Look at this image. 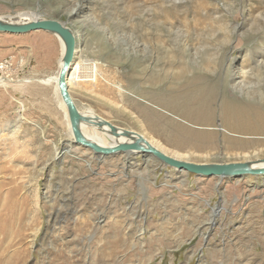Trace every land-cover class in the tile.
Returning <instances> with one entry per match:
<instances>
[{
	"label": "rangeland",
	"instance_id": "374dc122",
	"mask_svg": "<svg viewBox=\"0 0 264 264\" xmlns=\"http://www.w3.org/2000/svg\"><path fill=\"white\" fill-rule=\"evenodd\" d=\"M22 11L81 36L80 112L196 164L264 159V0H0ZM60 55L50 33L0 34V264H264V178L68 149L53 88L23 82Z\"/></svg>",
	"mask_w": 264,
	"mask_h": 264
},
{
	"label": "water",
	"instance_id": "95a60500",
	"mask_svg": "<svg viewBox=\"0 0 264 264\" xmlns=\"http://www.w3.org/2000/svg\"><path fill=\"white\" fill-rule=\"evenodd\" d=\"M39 31L50 33L60 38L65 47L59 73L58 89L61 99L68 111L73 141L76 147L87 149L101 156L136 152L139 156H142L143 159L151 157L166 168H171L178 172H186L198 177L232 179L244 176H264V168H256L252 163H216L205 165L174 159L150 146L141 135L134 134L124 129L119 130L116 126L107 121L83 115L77 107L68 85V75L75 59L77 47L76 33L73 29L67 23L41 16L25 22H9L0 16V34L26 35ZM82 124H91L99 128L108 126L111 129L110 133L112 136L115 138L122 136L129 142L121 143L113 148L101 147L97 143L89 141L83 135ZM259 163H264V159L258 161V164Z\"/></svg>",
	"mask_w": 264,
	"mask_h": 264
},
{
	"label": "bare ground",
	"instance_id": "6f19581e",
	"mask_svg": "<svg viewBox=\"0 0 264 264\" xmlns=\"http://www.w3.org/2000/svg\"><path fill=\"white\" fill-rule=\"evenodd\" d=\"M1 17L3 19H5V20L9 21V22H25V21H28V20H33L36 17H40V16H36V13L33 12V11H22V12H19V13H16V14L3 15V16L1 15ZM75 36H76V40H77V47H76V51H75V59H74L72 65H71V68H70V71H69V75H68V85H69L70 93H71V87L73 86L72 79L75 76H78L79 80L83 79L80 76V74H79V64L77 63V59H78L79 53H80L79 49H80V44H81V36L79 35V33H76ZM58 39H59L60 44H61V55H60V58H59V61H58V71L54 75H51V76H48V77H45V78L30 79V80H25L23 82L24 83L37 82L38 84L53 88L56 96L59 99V106H60V108H61V110H62V112L64 114V118H65V121H66V126H67V130H68V141H67V145L66 146H67L68 149H72L73 147H75V144H74V141H73L74 139H73V134H72V130H71V124H70V120H69V115H68V111H67L66 105L62 101L60 93H59V89H58L59 73H60V69H61V66H62V58H63L64 52H65L64 44L62 43L60 38H58ZM91 67H92V65H91ZM93 69H90V70H93ZM99 75H100V70H99V68L96 67L95 70H93V72L90 74V79L89 80L90 81L92 80L91 81L92 84H93V82H97L98 81V79H99L98 77H100ZM2 79H3V77L0 78V82H1ZM238 79H240V80L238 81ZM242 80L244 82V79H242ZM233 82H235L237 84V86H241L243 92L245 91V85L246 84L244 83V84L241 85L240 75L235 74V76L233 78ZM81 113L83 115H85V116L98 118V119L107 121L105 118H101L99 115L95 114L92 110H89V109L86 110L85 112H81ZM239 122H241V121H239ZM239 122H238V124H239ZM247 122H249V120ZM252 122H253L252 125H254V121H252ZM187 124L190 125L189 123H187ZM258 126H260V124ZM119 130H122V129H119ZM110 131H111V129L108 126H104L103 128H99V127H97L95 125H91V124H82L83 135L89 141L95 142L98 145H100L101 147L113 148V147L118 146L121 143L129 142L127 139L123 138L122 136H119V138H115L114 136L111 135ZM128 131H131V130H128ZM131 132L134 133V134H138V133L133 132V131H131ZM222 132L224 133V129H222ZM138 135H141V134H138ZM141 136L147 141V143L150 146L158 149L159 151L163 152L164 154H166V155H168V156H170V157H172L174 159L180 160V161L189 162L186 159L189 158L190 154L179 152V151H173V150L169 151V150L165 149L162 145L158 144L157 142H154L151 139H148V137H145L144 135H141ZM94 155H96V154H94ZM122 155H124V154H122ZM126 155H127L126 158L130 159V162H129L130 165H136V166L139 165L140 161L137 160L138 154L136 152H131V153H128ZM96 156L100 157V159L103 158V157H110V156H101V155H96ZM111 156H113V155H111ZM260 160H263V159H259V160H255V161H249V162H246V163H252L253 166L256 167V168H264V163H259L258 164V161H260ZM143 162L145 163L144 160H143ZM190 163H193V162H190ZM205 165H208V164H205ZM244 177H247V176H244ZM244 177H241V178H244ZM255 177H257V176H255ZM261 177L264 178V176H259V178H261ZM218 179H220V178H218ZM221 179H226V178H221ZM141 241L143 242V240H141Z\"/></svg>",
	"mask_w": 264,
	"mask_h": 264
},
{
	"label": "built area",
	"instance_id": "2783aa9c",
	"mask_svg": "<svg viewBox=\"0 0 264 264\" xmlns=\"http://www.w3.org/2000/svg\"><path fill=\"white\" fill-rule=\"evenodd\" d=\"M8 62H11V61H7L5 62V65L2 64L0 66V78H4L5 79V76H6V73H8V70H11L10 68L12 67V63H9Z\"/></svg>",
	"mask_w": 264,
	"mask_h": 264
},
{
	"label": "crops",
	"instance_id": "0c3cea01",
	"mask_svg": "<svg viewBox=\"0 0 264 264\" xmlns=\"http://www.w3.org/2000/svg\"><path fill=\"white\" fill-rule=\"evenodd\" d=\"M40 32V31H39ZM32 33H34V32H32Z\"/></svg>",
	"mask_w": 264,
	"mask_h": 264
}]
</instances>
